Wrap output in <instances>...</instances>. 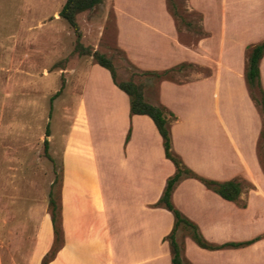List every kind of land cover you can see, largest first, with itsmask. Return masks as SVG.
Here are the masks:
<instances>
[{
  "label": "crops",
  "instance_id": "obj_1",
  "mask_svg": "<svg viewBox=\"0 0 264 264\" xmlns=\"http://www.w3.org/2000/svg\"><path fill=\"white\" fill-rule=\"evenodd\" d=\"M188 2L203 14L204 34L192 43L182 39L168 0H104L100 5L113 12L115 44L136 69L175 72L188 65L209 70L185 80L146 76L144 93L174 114L173 150L188 167L206 178L243 182L239 201H231L186 177L173 191L174 205L213 244L252 242L203 248L180 227L183 258L192 264H264L263 115L246 80L247 47L264 39V0ZM74 64L70 82L81 85L78 111L86 122L73 125L63 141L64 243L48 264H173L167 236L175 216L157 204L176 171L163 138L150 116L131 114L128 94L107 68L90 55ZM260 72L264 88V56ZM235 95L246 106L239 112L230 111ZM91 108L111 118L101 138L90 122ZM40 230L30 249L34 264L53 246L51 214Z\"/></svg>",
  "mask_w": 264,
  "mask_h": 264
},
{
  "label": "rangeland",
  "instance_id": "obj_2",
  "mask_svg": "<svg viewBox=\"0 0 264 264\" xmlns=\"http://www.w3.org/2000/svg\"><path fill=\"white\" fill-rule=\"evenodd\" d=\"M168 2L182 39L195 42L204 34L203 14L191 10L188 0ZM64 3L0 0V264H34L30 249L44 218L51 214L50 193L61 199L63 141L73 125L86 122L78 111L81 85L76 79L70 82L74 62L82 56L75 50L77 35L66 21L57 19ZM79 20L81 42L113 55L119 79L139 71L115 44L113 12L98 5ZM208 72L187 65L164 78L185 80ZM238 97L229 99L231 112L246 108ZM90 114L100 137L111 118L92 108ZM45 139L51 158L45 153Z\"/></svg>",
  "mask_w": 264,
  "mask_h": 264
},
{
  "label": "trees",
  "instance_id": "obj_3",
  "mask_svg": "<svg viewBox=\"0 0 264 264\" xmlns=\"http://www.w3.org/2000/svg\"><path fill=\"white\" fill-rule=\"evenodd\" d=\"M104 0H65L59 15L63 18L75 31L77 35V41L75 50L80 55H90L101 66L107 68L113 77L115 84L124 90L130 99L131 114H144L150 116L159 133L163 138V144L166 156L173 161L176 166L175 173L167 180L164 192L157 202L158 205H162L171 210L175 216V223L173 230L167 236L171 250L173 264H192L183 258V246L177 238V231L180 227H183L191 237L203 248L218 249L222 247H238L251 243L252 241L245 242H228L222 245H217L209 242L201 233L198 225L185 216L173 203L172 194L178 184V182L186 177L197 178L202 181L208 188L214 190L220 194L223 198L231 201H239L240 194L243 189V182L232 179L226 181H220L210 179L199 175L193 169L188 167L179 154L173 150L172 146V134H171V117L174 114L163 104H153L149 102L145 97V83L144 78L148 75L155 76L158 79L164 78L170 74L174 69H167L161 72L158 71H138L131 75L128 79H119L117 67L115 65V57L113 55L101 52L98 49L85 46L81 42L82 31L78 20L79 14L83 12H89L94 10L98 5L102 4ZM249 57L246 68V80L249 86L252 99L261 109L263 115V128L261 131V145L259 147V156L264 169V88L261 83L260 61L264 56V40L252 44L249 46ZM186 66L182 65L181 67ZM254 88L258 90V93L254 92ZM58 91L51 97V102L59 94ZM47 135H50V128L47 127ZM49 140L45 139L44 149L48 157L49 154ZM263 146V147H262ZM244 205V204H242ZM49 208L51 218L54 227L55 239L52 248L44 256L42 264H48L57 254L58 250L64 243L63 229H62V214H61V199H57L52 192L50 193Z\"/></svg>",
  "mask_w": 264,
  "mask_h": 264
}]
</instances>
